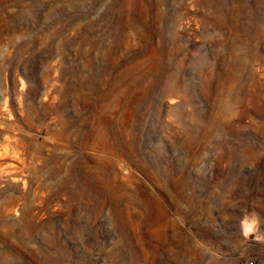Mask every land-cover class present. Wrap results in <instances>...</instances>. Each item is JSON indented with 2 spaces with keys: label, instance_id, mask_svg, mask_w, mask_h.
<instances>
[{
  "label": "rangeland",
  "instance_id": "374dc122",
  "mask_svg": "<svg viewBox=\"0 0 264 264\" xmlns=\"http://www.w3.org/2000/svg\"><path fill=\"white\" fill-rule=\"evenodd\" d=\"M248 261L264 0H0V264Z\"/></svg>",
  "mask_w": 264,
  "mask_h": 264
},
{
  "label": "bare ground",
  "instance_id": "6f19581e",
  "mask_svg": "<svg viewBox=\"0 0 264 264\" xmlns=\"http://www.w3.org/2000/svg\"><path fill=\"white\" fill-rule=\"evenodd\" d=\"M130 19V18H129ZM137 20H139V19H137ZM128 22H129V20H128ZM155 84V83H154ZM135 113V112H134ZM133 113V114H134ZM115 115V114H114ZM134 116V115H133ZM91 128V127H90ZM116 130V129H115ZM73 135H75L74 134V132H69V131H64V132H60V133H57V134H55V139L57 140V141H60V142H63L64 144H72L73 143ZM110 135V134H109ZM92 136H94V135H92V132L91 131H86V132H84V134L83 135H81V136H76V142H78V143H84V140H89ZM97 136H98V134H97ZM119 138V137H118ZM75 140V139H74ZM116 141H117V139H116ZM55 142V141H54ZM63 143H60V144H63ZM86 144V143H85ZM89 144V143H88ZM100 147V146H99ZM90 148H92V147H90ZM89 148V149H90ZM93 149V148H92ZM91 150V149H90ZM84 151H86V150H84ZM95 151V150H94ZM99 151V150H98ZM97 151V152H98ZM73 154V153H72ZM108 156V155H107ZM78 158V157H77ZM120 158H121V156H120ZM120 161V160H119ZM110 165V164H109ZM80 166V165H79ZM59 168V167H58ZM123 169H124V167H123ZM115 170V169H114ZM60 171V170H59ZM59 171H58V173H59ZM126 171H128V170H126ZM5 174L6 175H8V176H10L9 177V180L11 181V182H13V183H18V182H21V179L20 178H18V177H15V176H13L9 171H5ZM56 174V173H55ZM54 174V175H55ZM115 174V173H114ZM99 178V177H98ZM108 178V177H107ZM109 178H111V177H109ZM89 179H90V183H91V176L89 175ZM112 179V178H111ZM61 180V179H60ZM107 180V179H106ZM74 182V181H73ZM103 183H105L104 181H103ZM92 184H93V182H92ZM78 185V184H77ZM111 185V184H110ZM76 186V185H75ZM96 185H94V187H95ZM103 186V185H102ZM61 187V186H60ZM64 187V186H63ZM71 187V186H70ZM98 187V186H97ZM75 188V187H74ZM96 188V187H95ZM100 188V187H99ZM100 189H102V188H100ZM84 190V189H83ZM14 191L16 192V193H18V194H21L23 197H25V195H26V193H27V191H26V185L24 184V186L21 188V187H17V188H15L14 189ZM88 191V190H87ZM98 191V190H97ZM94 192H95V190H94ZM104 192V191H103ZM105 192H106V190H105ZM83 193V192H82ZM95 193H97V192H95ZM65 194V193H64ZM71 194V193H70ZM78 195V194H77ZM95 196V195H94ZM116 196H118V194L116 195ZM103 198V197H102ZM119 198V197H118ZM112 199V198H111ZM14 198L13 197H11L10 198V202L12 203V204H14ZM120 201V200H119ZM113 204L114 205H116V202H118V199L117 198H114L113 199ZM119 204V203H118ZM116 208V207H115ZM13 210V209H12Z\"/></svg>",
  "mask_w": 264,
  "mask_h": 264
},
{
  "label": "built area",
  "instance_id": "2783aa9c",
  "mask_svg": "<svg viewBox=\"0 0 264 264\" xmlns=\"http://www.w3.org/2000/svg\"><path fill=\"white\" fill-rule=\"evenodd\" d=\"M247 264H254V262L253 261H248Z\"/></svg>",
  "mask_w": 264,
  "mask_h": 264
}]
</instances>
